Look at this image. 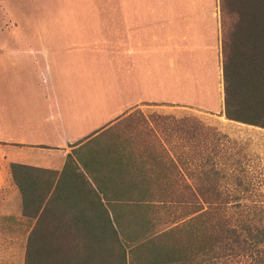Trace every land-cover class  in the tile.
<instances>
[{
  "label": "rangeland",
  "instance_id": "obj_1",
  "mask_svg": "<svg viewBox=\"0 0 264 264\" xmlns=\"http://www.w3.org/2000/svg\"><path fill=\"white\" fill-rule=\"evenodd\" d=\"M221 29L219 0H0V119L16 110L39 126L54 111L43 133L93 138L83 151L92 147L94 166L110 175L109 197L147 190L184 208L214 182L226 192L241 182L254 192L246 204L264 200V132L209 116L223 108ZM77 115L90 121L81 133L69 122ZM160 143L174 161L149 147ZM5 168L0 160V179ZM144 179L151 184L140 187ZM5 199L0 264H23L35 221H6ZM122 202L108 210L134 233L151 213Z\"/></svg>",
  "mask_w": 264,
  "mask_h": 264
},
{
  "label": "trees",
  "instance_id": "obj_2",
  "mask_svg": "<svg viewBox=\"0 0 264 264\" xmlns=\"http://www.w3.org/2000/svg\"><path fill=\"white\" fill-rule=\"evenodd\" d=\"M219 10L224 116L264 130V0H219ZM9 169L35 221L23 264H264V200L246 204L254 195L250 184L236 185L245 187L242 195L238 188L217 190L214 182L212 189L190 195L189 207H165L163 195L147 190L136 199L120 193L109 197L98 184L100 179L108 183L110 175L98 164L85 165L96 186L88 183L92 206L74 209L72 195L60 197L56 189L38 186V169L16 164ZM117 177L119 184H130ZM150 184L144 179L140 187ZM122 201L151 213L134 233L114 206L108 210L111 202ZM199 201L205 206H197ZM65 218L67 223L59 222Z\"/></svg>",
  "mask_w": 264,
  "mask_h": 264
},
{
  "label": "crops",
  "instance_id": "obj_3",
  "mask_svg": "<svg viewBox=\"0 0 264 264\" xmlns=\"http://www.w3.org/2000/svg\"><path fill=\"white\" fill-rule=\"evenodd\" d=\"M5 82L8 83V81ZM46 116L49 117H43V122L39 126L34 124L37 119L33 116L22 115L21 112L16 110H12L10 114L7 113L6 117L0 119V132H2L0 133V160L6 167L5 176L0 179V195L4 193L6 197L5 200H1L5 205L4 210H1V214H4L6 221L13 220L14 215L24 219H31L30 216L33 214L30 208L23 207L22 195L11 177L9 169L11 164L22 165L41 171L35 174L38 186L44 190H47V188H50L51 191L56 189L60 197L72 195L74 200L71 201V205L74 209H77L78 206L86 209H88L87 205L92 206L90 200L92 189L90 190L88 183L91 185V188L95 189L96 186L85 170V165L93 169V160L95 158L93 152L90 150L92 147H89V151H83V149L92 144L93 138L87 139L82 143H73V138L69 133H46L45 131L43 133L40 128H42L45 122L52 125H55L57 122L55 121L56 114L54 111L46 114ZM209 116L216 118L221 124H236L264 132L260 128L227 120L224 116L223 108L222 114L221 110H218L215 115L211 114ZM80 117L84 116L77 115L75 119L69 120V122H74L78 126L79 133L86 131V128L82 129V125L85 127L90 122L80 119ZM98 127L99 125H95L91 129L93 130ZM97 136L99 134L95 135V137ZM160 144H149V147L165 148V157L168 155L173 160L174 156L170 154V145L168 143ZM88 155L91 157L86 159ZM100 180L98 185L105 192L104 185L106 183L103 184V181L101 182ZM6 188L10 189V192H4ZM78 193L85 198V201L80 202L77 199ZM100 195L102 196V194Z\"/></svg>",
  "mask_w": 264,
  "mask_h": 264
}]
</instances>
